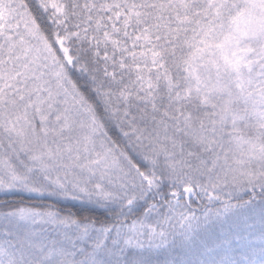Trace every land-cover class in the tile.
Segmentation results:
<instances>
[{
  "label": "snow or ice",
  "instance_id": "1",
  "mask_svg": "<svg viewBox=\"0 0 264 264\" xmlns=\"http://www.w3.org/2000/svg\"><path fill=\"white\" fill-rule=\"evenodd\" d=\"M0 264H264V0H0Z\"/></svg>",
  "mask_w": 264,
  "mask_h": 264
}]
</instances>
